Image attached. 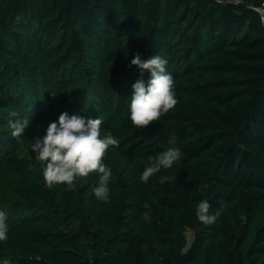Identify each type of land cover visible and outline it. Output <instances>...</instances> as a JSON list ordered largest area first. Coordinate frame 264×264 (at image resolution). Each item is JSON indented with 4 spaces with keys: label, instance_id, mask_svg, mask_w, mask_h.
I'll return each instance as SVG.
<instances>
[{
    "label": "trees",
    "instance_id": "16d2710c",
    "mask_svg": "<svg viewBox=\"0 0 264 264\" xmlns=\"http://www.w3.org/2000/svg\"><path fill=\"white\" fill-rule=\"evenodd\" d=\"M136 53L168 61L178 100L143 129L129 119ZM38 103L54 122L100 112L101 137L119 141L104 163L123 169L107 201L100 174L49 189L41 162L17 153L9 121L27 117L28 132ZM169 147L181 160L142 182L150 162L136 160ZM0 156V264H264V22L217 0H0ZM202 200L220 211L211 225Z\"/></svg>",
    "mask_w": 264,
    "mask_h": 264
},
{
    "label": "clouds",
    "instance_id": "9594fccd",
    "mask_svg": "<svg viewBox=\"0 0 264 264\" xmlns=\"http://www.w3.org/2000/svg\"><path fill=\"white\" fill-rule=\"evenodd\" d=\"M261 19L264 20V16ZM167 63L168 61L159 55L141 60L139 53H136L130 62V67L136 66L141 70V78L132 85L129 103V119L137 129L147 128L159 121L178 103L175 81L166 71ZM145 71L150 73L147 80L143 78ZM12 115L19 117V113L16 112ZM102 123L100 118L85 119L78 115L69 116L64 112L60 114L58 122L48 124L46 133L42 137L34 139L30 147L35 153L36 160L41 162L46 187L51 189L54 185L60 184L71 186L77 177L98 173L99 184L95 187L94 194L102 201L108 200L112 172L104 163V158L110 147H119V141L111 133L101 137ZM29 124L27 117L10 120L11 135L15 138L21 137ZM169 143L175 145V138L170 137ZM181 157L179 148H167L144 168L141 181L147 183L161 169H171ZM170 179L168 176H162L160 183L163 184ZM207 187L208 185L205 184L204 188ZM210 208L211 204L206 200H202L197 205V218L205 225L215 223L220 216L219 210L213 214L210 213ZM144 218L149 217L145 214ZM6 221V214L0 211V241L8 239L9 227Z\"/></svg>",
    "mask_w": 264,
    "mask_h": 264
},
{
    "label": "rangeland",
    "instance_id": "374dc122",
    "mask_svg": "<svg viewBox=\"0 0 264 264\" xmlns=\"http://www.w3.org/2000/svg\"><path fill=\"white\" fill-rule=\"evenodd\" d=\"M75 64V69H76V83L83 80L84 75H85V66L86 64H88V61L86 59H77ZM100 88V86H98ZM94 100H92L91 102L93 103ZM89 103V101H88ZM45 105V102L43 103ZM94 104V103H93ZM95 107H97V104H94ZM97 111V110H96ZM99 114L100 112L97 111L96 113H94L92 119H97L99 118ZM82 117H84L83 115H81ZM30 120H31V127L29 129L28 132L24 133L21 137L19 138H14V142L17 145V153H21V154H29L31 160H33V162H37L36 158H35V153L31 151V144L34 142V139L37 137H42L45 133H46V129L47 126L50 122H54L52 120H50V118H48L46 115H44L43 111H42V107L41 105L35 104L32 112H31V116H30ZM30 136V142L27 144L26 141H24V139L28 138ZM153 160L152 157L147 156V157H140L136 160V162H141V163H149ZM2 163V157L0 156V166ZM109 168L111 169L112 174L115 175H120L123 172V169L121 166H119V164L113 160L110 161V165ZM80 178V177H77ZM76 178V179H77ZM76 217L71 216L70 221L71 223H74L76 221ZM187 238L188 241L191 242L192 238H193V234L191 230H188L187 233Z\"/></svg>",
    "mask_w": 264,
    "mask_h": 264
},
{
    "label": "built area",
    "instance_id": "2783aa9c",
    "mask_svg": "<svg viewBox=\"0 0 264 264\" xmlns=\"http://www.w3.org/2000/svg\"><path fill=\"white\" fill-rule=\"evenodd\" d=\"M219 2H228V3H243V4H247V6L251 7L252 9H254L255 11H257L260 15V18L262 16H264V0L261 1L260 3L256 4V3H252L248 0H217ZM262 20V19H261ZM264 22V20H262Z\"/></svg>",
    "mask_w": 264,
    "mask_h": 264
}]
</instances>
